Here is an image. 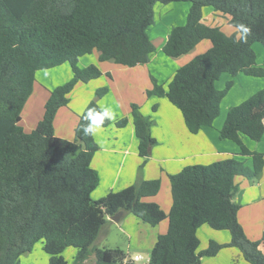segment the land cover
<instances>
[{
  "label": "trees",
  "instance_id": "trees-1",
  "mask_svg": "<svg viewBox=\"0 0 264 264\" xmlns=\"http://www.w3.org/2000/svg\"><path fill=\"white\" fill-rule=\"evenodd\" d=\"M161 2H190L186 22L173 25L162 51L178 57L192 51L202 40L211 47L178 67L167 88L151 75L147 95L166 97L176 106L192 133L213 125L221 102L233 86L227 81L219 89L216 81L224 73L242 72L264 76L258 66L255 42L264 46V0H0V264H19L21 256L42 241L50 255L49 264H69L68 247L77 251L74 264H85L94 256L96 264L130 263L121 247H97L95 242L119 211L132 213L151 226L168 220L151 250L149 264H202L203 256H215L222 248L237 247L251 264H264L259 245L250 240L239 222L240 205L234 201L237 176L258 181L264 169V153L250 150L242 135L260 141L264 136V87L241 103L231 106L220 136L239 146L245 160L228 157L209 164L186 165L169 174L172 205L169 212L147 198L161 189V179H139L99 199L92 192L99 174L91 165L99 145L85 136L84 115L100 104L91 100L79 116L75 139L56 135L54 120L59 108L69 104V94L80 81L90 82L103 72L96 64L81 67L79 60L99 51L100 62L134 67L146 64L156 51L148 32L155 23V5ZM205 8L228 17L235 28L204 21ZM238 24L250 27L247 42L240 39ZM239 39V42H237ZM68 62L73 76L50 90L44 113L37 125L27 130L22 113L37 83L36 72ZM109 91L97 88V97ZM154 110L156 106L153 107ZM139 153L147 158L156 139L154 120L131 103ZM124 127L127 117L114 121ZM112 121L105 120L103 126ZM227 230L231 239H210L200 250L198 230L203 225Z\"/></svg>",
  "mask_w": 264,
  "mask_h": 264
},
{
  "label": "crops",
  "instance_id": "crops-1",
  "mask_svg": "<svg viewBox=\"0 0 264 264\" xmlns=\"http://www.w3.org/2000/svg\"><path fill=\"white\" fill-rule=\"evenodd\" d=\"M189 8L190 2L185 3L183 15L187 16L186 13H188ZM204 11L205 22L208 16L222 14L210 8H205ZM219 26L224 31H226L225 27H231V29L233 28L232 32L235 31V28L228 24L227 16L226 23ZM169 32L164 36V42L159 43V48L156 46V51L162 49ZM209 42L203 43L200 51L197 49L199 43L192 51L178 57L155 56V51L148 63L134 67L122 66L113 60L100 62L98 60L99 51H94L80 58L79 65L81 67L96 64L103 74L90 82L80 81L76 84L69 94V104L59 108L55 117L56 135L74 140L79 116L91 100H96L100 106L111 107L117 114L116 120L122 117L128 118V122L124 127L116 126L114 120L110 125L102 126L94 136L99 149L93 155L91 165L98 171L100 180L98 186L92 192L93 199H99L111 191H119L134 184L139 179L160 178V191L157 195L147 198V200L157 202L165 212H169L172 205L169 174L179 172L186 165L209 164L228 157L245 160L247 166H252L251 158L240 155L239 146L235 142L221 138L220 129L231 106L241 103L264 87V76L255 78L253 76L252 79L243 77L248 85L232 93L236 88V82H234L233 87L221 102L222 107L227 98L230 100L226 105L225 114L222 109L213 125L204 127L197 133L189 131L181 111L166 97L147 95V89L152 86L151 75L155 76L159 83H163L167 88L168 82L178 67L210 48L211 42ZM160 64H163L162 66L171 64L170 72L165 77L163 72H160L158 66H156ZM257 65L262 66L263 62L261 64L258 61ZM239 74L241 72L237 75ZM109 75H111V80L108 77ZM72 76L73 71L68 62L36 72L37 83L22 113V123L23 117L27 119L26 124H23L27 130L33 129L42 118L44 104L50 90L65 83ZM104 85L110 86L109 91L104 96L97 97L96 89ZM231 96H233V99H230ZM37 101L41 108L36 112ZM132 102H138L141 112L144 115H149L154 120L151 132L157 142L147 158L139 153V140L135 133L131 114ZM154 106H156L155 110ZM242 140L250 150L264 153V136L260 141H255L242 135ZM235 180L238 184V190L234 195V201L240 205L238 211L239 222L250 240H261L264 235V169L258 181L252 182L244 176H237ZM108 219V223L95 242L96 246L100 248L113 247L110 244V238L114 234L121 235L124 241L121 242V246L117 247H122L127 252L130 260L128 264H139L141 262L143 255L139 250L148 251L147 262L144 264H149L151 250L158 235L167 231L168 220L165 219L160 224L151 226L134 214L126 212H123L119 221L111 220L110 216ZM200 235H205L204 243L202 238L200 239V245L203 249L206 248L210 239L220 243H227L231 239V235L227 231L215 230L206 224L199 228V238ZM259 248L264 253V240L260 243ZM32 251L26 254H31ZM67 252L72 259L77 253L76 249L70 250L67 248L64 251L67 259H69ZM26 254H23L21 258ZM135 255H141L142 258L134 260ZM201 260L202 264H251L244 259L237 247L232 246L222 248L215 256H203ZM85 264H96L94 256L87 259Z\"/></svg>",
  "mask_w": 264,
  "mask_h": 264
},
{
  "label": "rangeland",
  "instance_id": "rangeland-1",
  "mask_svg": "<svg viewBox=\"0 0 264 264\" xmlns=\"http://www.w3.org/2000/svg\"><path fill=\"white\" fill-rule=\"evenodd\" d=\"M185 3H189V2H178V3L172 2L170 4H163L161 2L156 3V5H155V23L149 28L148 32H149V34L153 40L154 45L157 46V48H159V43L164 42V39H163V38H165L164 36L166 35V33L169 32L170 28L173 25L182 24V22L183 23L186 22L185 21L186 15H183V13L185 12ZM179 18H181V19H179ZM206 22L208 24H211V25L213 24V25L219 26L221 24L226 23V16L224 14H217L216 16H208ZM225 28H226L227 32H232L233 28L232 29H231V27H225ZM208 42H209L208 40H202L201 42H199L200 44L199 43H198L199 45L197 44L198 45L197 46L198 51H200L201 48L203 47L202 46L203 43H208ZM253 49L256 53V62L259 61L262 64L263 56H264L263 44L260 42H255L253 44ZM158 55L168 58V56L163 54L162 49H158L156 51L155 56H158ZM162 65L163 64L156 65V66H158L157 68L160 70V72H163L164 77H165V75L168 72H170L171 64H168V66H162ZM235 76H233L229 73H224L222 75V77L216 81L217 87L219 89H223L226 85V82L232 80L233 84H234V82H236V85H235L236 88L232 92V93H234V91L243 89L244 87H246L248 85L244 81L243 77H247L250 79H252L251 77H253V76L246 75L242 72H241V74L236 76L237 78ZM108 77L110 78L111 75H109ZM253 78H255V76ZM110 80H111V78H110ZM151 82H152V80H151ZM104 86H107L108 88H110L109 85H104ZM99 87H102V86H99ZM151 88H152V86H151ZM231 88H230V90H231ZM230 99H233V96H231ZM229 101H230L229 98H227L224 101L223 106L221 107V110L222 109L224 110V114H225V110H226V105L229 103ZM135 103L139 104L138 102H135ZM37 105H38V107H36V112L39 111V109L41 108V106L38 104V101H37ZM225 116H227V113ZM225 119H226V117H225ZM26 120H27L26 117H23V124H26ZM223 231H227V230H223ZM227 232L230 233L229 231H227ZM201 238H202V241L204 243L205 242V235H200V239ZM123 241H124V239L122 238V236L118 235V234H114V235H112V238H110V244H112L113 247L121 246V244H122L121 242H123ZM100 242H102V241H100ZM68 248L70 250H75L74 247H68ZM199 249L200 250L203 249L201 247V245L199 246ZM139 252L143 255V259L141 260V262L139 264L146 263L147 258H148V251L147 250H139ZM63 254L65 256V253H63ZM67 256L69 259H67L66 256H65V258L68 260L69 264H74V258L72 259L70 257V255L68 254V252H67ZM49 258H50V255L44 250L42 241H39L35 244L32 253L24 255L20 259L19 264H49Z\"/></svg>",
  "mask_w": 264,
  "mask_h": 264
},
{
  "label": "clouds",
  "instance_id": "clouds-1",
  "mask_svg": "<svg viewBox=\"0 0 264 264\" xmlns=\"http://www.w3.org/2000/svg\"><path fill=\"white\" fill-rule=\"evenodd\" d=\"M237 27L240 29V39L246 43L248 35L251 32L250 27L244 24H238ZM237 42H239V39ZM83 118L87 121V123L82 126L83 134L85 136H95L104 125L105 120L114 121L117 118V114L111 107L101 105L99 110H97V108L89 109Z\"/></svg>",
  "mask_w": 264,
  "mask_h": 264
},
{
  "label": "water",
  "instance_id": "water-1",
  "mask_svg": "<svg viewBox=\"0 0 264 264\" xmlns=\"http://www.w3.org/2000/svg\"><path fill=\"white\" fill-rule=\"evenodd\" d=\"M122 214H123V211H119L115 215L110 216V219L113 220V221H119V219L121 218Z\"/></svg>",
  "mask_w": 264,
  "mask_h": 264
},
{
  "label": "built area",
  "instance_id": "built-area-1",
  "mask_svg": "<svg viewBox=\"0 0 264 264\" xmlns=\"http://www.w3.org/2000/svg\"><path fill=\"white\" fill-rule=\"evenodd\" d=\"M141 258H142L141 255H135V256H134V260H139V259H141Z\"/></svg>",
  "mask_w": 264,
  "mask_h": 264
}]
</instances>
